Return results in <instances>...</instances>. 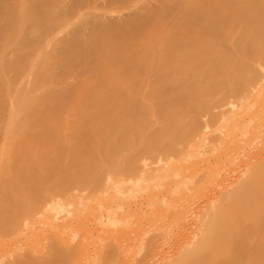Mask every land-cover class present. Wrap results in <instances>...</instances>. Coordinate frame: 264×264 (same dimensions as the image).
Listing matches in <instances>:
<instances>
[{
	"label": "bare ground",
	"instance_id": "6f19581e",
	"mask_svg": "<svg viewBox=\"0 0 264 264\" xmlns=\"http://www.w3.org/2000/svg\"><path fill=\"white\" fill-rule=\"evenodd\" d=\"M52 1L58 4L28 1L35 21L18 38L14 50V0H0V50H4L0 51V91L7 92L2 86L14 82V87L8 85L10 94L19 97L13 101L0 98V120L9 107L5 116L8 130L0 139V230L4 235L10 229L7 234L20 230L26 225L23 215L34 210L40 211V218L50 214L52 224L54 218L57 224L56 219L67 214L63 211L61 215L62 210L73 207L66 211L70 213L82 205L86 190L85 202L93 198L90 194L105 193L100 189L112 187L128 197L132 191L153 192L174 185L170 191L182 196L187 191L179 190L180 186L195 189L202 183L203 189L223 190L216 199L211 197L213 202L210 199L206 207L198 208L195 223H200L199 235L191 232L190 243L180 244L184 247L182 259L186 264H201L203 257L196 262V254L192 256L195 261L190 255L204 240L208 243L213 238V243H222L217 255L210 257L212 251L210 255L202 251L208 245L198 249L203 252L200 257L207 253L213 258L202 260L207 264H264V0H156L123 15H97L51 39L55 17L68 18L66 9L81 0H70L72 5L66 0ZM27 67H33L32 74L22 78L20 71ZM142 91L157 98L158 114L149 115L153 120L147 127L136 126L144 115V104L138 103ZM163 96L171 101L161 99ZM161 118L170 126L159 122ZM150 125L151 130L146 131ZM212 125L214 131L209 129ZM0 126L5 129V124ZM202 126L206 132L198 134ZM216 141L219 147L212 144ZM193 156L198 160L188 164ZM114 198V206L120 208L121 198ZM165 198L160 200L170 204ZM160 200L156 194L146 207L134 204L141 205L139 210L124 205L123 215L115 218L127 219V225L132 218L136 225L134 218ZM215 217L221 221L216 226L212 222L216 229L209 232L206 226ZM200 232L202 242L200 237L197 241ZM152 237L148 243L144 240L148 244L144 253L153 248L157 252L158 242L153 247ZM60 244L62 241L59 248ZM67 253L71 255V250ZM144 253L139 261L146 257ZM51 254L39 264L59 262L61 254ZM24 260L14 263H29ZM168 260L167 264H175L173 258Z\"/></svg>",
	"mask_w": 264,
	"mask_h": 264
},
{
	"label": "rangeland",
	"instance_id": "374dc122",
	"mask_svg": "<svg viewBox=\"0 0 264 264\" xmlns=\"http://www.w3.org/2000/svg\"><path fill=\"white\" fill-rule=\"evenodd\" d=\"M28 1L29 0H14V50L17 47L18 38L26 30V27L29 24L33 25L34 21H35L34 17H32L30 12H29V10H31L33 7H29ZM43 1H46V0H43ZM55 1L59 2L61 0H55ZM154 1H156V0H81V2L79 1V3L75 4V5H77V6H74V8L76 7L75 9L72 8L71 10H69L70 7H68L66 9L65 13L68 16V18L63 20L62 18L55 17V19L57 20V23L54 26V32H53V34L51 36V39L55 38V36L60 34L63 30L72 29V28L75 29V28L79 27L83 23V21H85L87 19H93L97 15L101 16V17L111 16V15L119 16V15H123L125 13H128L129 11L137 10L140 6H143L147 2L155 3ZM55 3L52 0H50L49 4H55ZM66 3L69 4V5H72L73 2L71 3L70 0H66ZM56 4H58V3H56ZM77 9H79V10H77ZM155 42L156 41H153V43H155ZM0 51L3 52L4 50H0ZM0 54H2V53H0ZM32 71H33V67H27L26 69L20 71V73H23L22 78L25 77V76L27 77V76L31 75ZM5 85L2 86V87L6 88L7 92H5V90L2 91L3 90L2 89L1 90L2 92L0 91L1 94H2V96H0V98L5 100V98L8 97L7 98L8 101H9V99L11 101H13L14 98L16 100H18L19 97L17 96L18 99L16 97H14V92H13L12 95L10 94V90L12 89V87H11L10 90H9L10 86L8 87V85H12L14 87V82L8 83L7 86H5ZM207 91H208V89L206 90L205 94H207ZM3 92H5V93H3ZM3 94H5V95H3ZM161 99L171 101L170 99H168L165 96L161 97ZM156 101H157V98H155L154 96H146L143 91L139 94L138 103L144 104V115H143V117H141V118H139L137 120V122H136V126L137 127H147L152 122V120L154 118V115L158 114L157 108L155 107V102ZM7 103L10 104V102H7ZM8 109H9V107L6 108V110H4V112H3L4 115L2 114V117H1L2 122L0 120V122H1L0 125L2 123H3V125L5 124V129H3L4 126L3 127L0 126L1 127L0 131L4 132V133L0 132V135L2 133L3 136L5 135L6 131L8 130L7 129V125H6V123L8 121V118H7L8 117V113H9L7 111ZM164 110L168 111V109H164ZM165 113L166 112H164V117L168 121L169 118L165 115ZM199 114L200 115L204 114V111L200 112ZM149 115H152L153 118L150 119ZM217 115H219L218 112L216 114H214V116H217ZM5 116H7V117H5ZM159 122H161V123H163V124H165L167 126H170V124L168 122H166V121L164 122L162 120V118L159 120ZM151 127L152 126L150 125V128L148 130H146V131L151 130ZM215 128H216V126L212 125V126H210L209 129L214 131ZM168 131L171 132L172 130L169 128ZM203 132H206V129L203 126L197 129V133L198 134L199 133H203ZM3 136L1 135L0 139H2ZM176 140H179V138L176 137ZM1 141L2 140H0V142ZM212 144L216 145L218 147L220 145L219 141H216L215 143H212ZM217 151L218 150H216V152ZM208 156H209V158L211 157V159H215V160L217 159L216 156H213V155H208ZM171 159H175V157H172ZM149 160H152V162L155 161V159H149ZM197 160H198V156L197 157L193 156L189 160V162H187V163L188 164H195ZM154 165H156V164H154ZM202 165H203V167L206 166L205 163H202ZM218 180H220V179H218ZM216 181H217V179H216ZM218 182L219 181H217V183ZM170 188H174V185H172V186H170V185L167 186L166 185L164 187L157 188L159 190L153 191V192H156V193H153L152 191H148V192L132 191L131 194L129 195L130 197L129 196L125 197V195H121L120 196V193H117L118 192L117 190H116L117 192L114 191L115 188L112 187L109 190L108 189H100V190H103V191L104 190H106V191L108 190L107 191L108 193H106V191H105V193L100 191L101 194L100 193H96L98 196L96 194H92V195L90 194L89 197L93 196V198L91 197V199L89 198V199H87V202H85L86 197L89 195L88 194L89 190H86L87 194L84 191L85 194H86L85 195L86 197L84 198V201L82 200L85 203V205H83L84 203L82 202V205H81L82 207L79 206L77 209L75 208V210L74 209L71 210V212H72V213L70 212L71 214L69 213V211L68 212H66V211L68 209H72L73 207L72 208L71 207L70 208L67 207L68 209L62 210L61 213H60L61 215L64 214V212H65V214L69 213L70 215L69 214L68 215L66 214L67 216L65 215V218L67 217L68 219L67 218L66 219L65 218L64 219L63 218H59L61 221L59 219L58 220L56 219V223L57 224H55V221H54L55 218L53 220L54 224H52V222L50 220L51 216L49 217L50 214L46 215V216L43 215V217L41 216V218H40L39 217V212H40L39 210H34L32 212L26 213L25 215H23V218L26 220V225H23L20 230L16 231L15 233L7 234V233L11 232V229H10L11 227H10L9 228L10 232L8 230L6 232L7 236H6V234L4 235V233H3L4 230L3 229H2V231L0 230L3 233V234L0 235V246H1L0 247V264H4V262H5L4 260H6V264H8L9 262H10L9 264H11V263L15 264L14 262H18V261H21V260L23 261V259H25L24 261L26 263L29 262L28 264H31V263L37 264V262L39 264V261L43 260L44 256L45 257L48 256V255H46L47 253L49 255L52 253L51 255L53 256L54 253H55L54 249L57 250V251L55 250L57 255H58V253L61 254V255H58V260H59L60 263L55 258V260H56L55 264H57V263L58 264H61V263L63 264V262H65L67 264L70 261L67 262L66 257H68V259H71V256L73 258L71 259L72 261L69 264H82V263L83 264H85V263L86 264H94V262H95V264H99V263L100 264H102V263L103 264H108L107 260L111 261V259H112V257L114 255H116V256H114V258L112 259L111 264H124V263L125 264H129V262H130V264H137L139 262H141L140 264H153L154 262H155L154 264H167L168 258H173L174 261H172V262L173 263L175 262V264H179V261H180V263L182 261L181 264H183V262H184V264H186L187 262H185L182 259V257H181L184 254V253L181 252L183 250L182 248H184V247H181V245L185 246V244H187V242L190 243V238H188V237H191V240H192V237H193V235L195 233H197V235H199V232L197 230L199 229L198 226L200 225V223H198L199 225L197 223H195V218L198 217L197 216L198 215V211L200 209L206 207V205H207L206 202L207 201H211L212 199H214V198H211V197H214V195L216 196L215 197V199H216L217 195L220 194V191H222L223 189H203L204 188V184H202V183L198 184L195 189H186V188L184 189L183 186H180L179 190L181 189V190H186L187 191V193L185 195L180 196L181 193H175V192L173 193V192L170 191L171 190ZM131 189H138V188H133L132 187ZM159 191H161V192H159ZM156 194L159 195V200L162 199L165 196L166 197L165 199L169 200L170 204H165V203L163 204V202H162L163 199H162V200L158 201L157 204H154L153 206H148L147 207L148 211L147 210L145 211L146 213L140 214L141 216L137 215L134 218V219H136L134 221V223L136 222L135 223L136 225H133V222H132L133 219L132 218H131L132 220L130 219L131 222H132L131 224L133 225V228L129 227L131 225V224H129L130 220L128 221L129 222L128 223L129 226H128L127 222L125 224V221H127V219H125L123 221V219H122L123 217L122 218L118 217V216L123 215V212L121 210H123L122 207L124 205L128 206L129 204H132L133 210H139L141 208V205L135 206L134 204L144 203L143 205H144V207H146L147 206L146 205L147 201L149 199H151L153 196H155ZM132 195H134V196H132ZM117 196H119V198H121V200H122L120 208H119V206L118 207L114 206L115 205V203H114L115 201L112 202L115 199L114 197H117ZM131 196H132V198H131ZM149 196H151V197H149ZM67 197H65V198L67 199ZM218 197H219V195H218ZM126 198H129V200L128 199L126 200ZM108 199H109V201H108ZM110 199H111V201H110ZM214 200H212V202ZM204 203H205V205H204ZM218 203L220 204V202H218ZM94 204H96V205H94ZM216 204H217V202H216ZM199 207H200V209H198ZM115 208H117L118 210L115 209ZM113 210H115V211H113ZM111 211L114 212L115 214H113ZM120 211L122 213H120ZM172 211H173V214L171 215L170 212H172ZM169 213L171 215L170 217H168ZM219 214H218V216H219ZM116 215H118V216L115 218ZM110 216H112V218ZM109 217H110V220H109ZM117 218H121V220H119ZM112 219H114V220L117 219V220L115 222H112ZM196 219L198 220V218H196ZM215 219H216V217L211 219V222L208 224L209 228H208V225L206 226V229L209 232L214 231V230H211V229H216L214 226H216V224H219L218 222L221 221L220 219H216L218 221H217V223H215ZM118 220L122 222V225H123V222H124V224L127 225L129 228L127 226H125V227L124 226H119L121 224V222H119ZM110 221H111V223H110ZM117 222H119V223H117ZM152 222H154V223H152ZM158 222H159V224H157ZM212 222H214V226H213ZM174 223H175V225H173ZM113 224H116V227ZM177 224H178V227H176ZM195 224L197 225V227L195 226ZM210 225H211V227H210ZM134 226H135V228H134ZM170 226H171V228H170ZM212 226H213V228H212ZM217 226H220V225H217ZM100 227H101V229H100ZM179 228H181L182 230L179 229ZM155 229H157V230H155ZM192 229L193 230L195 229L197 232L193 231ZM204 229H205V227H204ZM218 229H219V227H218ZM153 230L155 232H153ZM178 230H179V233H178ZM188 230L190 231L189 234H188ZM160 231L163 234L160 233ZM83 232H84V234H82ZM152 232H153L154 236L156 234L157 235L154 237L153 235H151ZM182 232H183V234H182ZM191 232L192 233L194 232V234H192ZM78 233H81L82 235H80ZM47 234H49V235L52 234L53 236L52 235L47 236ZM73 234L76 237L73 236ZM191 234H192V236H190ZM200 234H201V232H200ZM3 235H4V237H3ZM79 235H80V237H78ZM159 235H161V237H158ZM162 235H163V237H162ZM137 236H139V237H137ZM74 237H75V239H74ZM151 237H152L151 241L152 242L154 241V245L152 244L153 247L155 246V240H156V243L158 242V244H156V247H155V250H157V252L156 251L154 252V250H153L154 248L152 249V245H151V249L152 250H150V252L151 251L152 252L150 253L149 251H147L148 253L147 252L144 253V251L147 250V248H145V247L148 245V244H146V242L148 243L150 241ZM184 237H187L186 239H189V240L186 241V239ZM199 237H200V239L201 238L202 239L200 240ZM211 237H214V236L212 235ZM42 238H43V240H41ZM50 238L52 239V242H51ZM53 238L54 239L56 238L58 240L55 239L56 241L54 242ZM70 238H72V239H70ZM78 238L79 239L81 238V240H80L81 243L79 242ZM110 239L113 240V241H111V243H113L114 248H112L113 245H110L111 244L110 243ZM141 239L143 240V242H142ZM211 239H212V242L208 241V243H207L206 240L203 241L202 234L200 236H198V240L197 241H199V240L201 242L202 241L203 242L206 241V244L202 242V245H203L202 247L207 246V245L210 246V247L207 246L208 248L204 247V249L202 247H198L190 255V259L195 254H196V256L194 258L199 257L201 259L203 257L205 260L207 259L209 261L211 259H213V258H210V257L215 256V255H217L219 253L220 250L218 251L217 249L221 248L222 243H220L221 245H219V242H221V240H220L218 242V244L216 243V241H214V243H215L214 244L213 243L214 239L213 238H211ZM72 240H73V242H72ZM144 240L146 242H144ZM57 241H58V244H56ZM59 241H60V243L62 241L63 245L65 247H67V249L65 248V251H62L64 249L63 248L64 246L62 244H60V245L63 246V247L60 246V248H59V246H58L59 245ZM75 241L77 243H74ZM127 241H128V243H127ZM134 241H136V243H134ZM48 242L51 245H53V246L51 247V245ZM78 242H79V244H78ZM108 242L110 243L109 246L107 245ZM201 242H200L199 245H201ZM210 243H212L214 246L212 247L211 246L212 244L210 245ZM69 244H71V245L69 246ZM105 244L107 245V247H106L107 250L105 249V246H106ZM127 244H128V246H126ZM138 244H139V246H138ZM143 244H144V247H143ZM176 244H177V246H176ZM157 245H158V249L160 248L159 252H158V249H157ZM173 245H174V247H173ZM215 245H217V246L215 247ZM55 246L57 248H55ZM75 246H76V249L78 248L79 254L76 252L78 250L75 249ZM134 246H137V248L134 249ZM162 246H164V247H162ZM170 246H171V248L172 247L173 248L171 249ZM166 247H168V249ZM45 248H47V249H45ZM51 248H53V250ZM58 248H59V251H58ZM149 248H150V244L148 246V250H149ZM178 248L181 249L180 250V252L182 253L181 255H180L179 251H177V250H179ZM201 248H202V251L204 250V251L209 252V255H210V251H212L213 254L210 255V257H209V256H206L208 254L205 252L206 255L200 257V253L201 252L198 253V251L199 250L201 251ZM212 248L213 249L215 248V249L212 250ZM130 249H132V251ZM169 249H170V251H168ZM50 250L52 252H50ZM66 250H67V252H68V250L69 251L71 250V253H69L71 255L68 256V253L66 252ZM104 250H106V251H104ZM160 250L162 252H160ZM216 250L218 252H215ZM108 251H110L111 253L110 252L108 253ZM112 251H113V253H112ZM163 251L166 252V254ZM167 251L170 254H168ZM60 252H62V253L65 252V253L62 255V253H60ZM103 252H105V253H103ZM115 252H117V254ZM126 252H127V254H126ZM183 252H184V250H183ZM56 253H55L54 256H56ZM74 253H75V257H74ZM122 253H124V254L122 255ZM130 253H131L132 256L130 255ZM143 253L145 254L146 257H144V255H143V258H141L142 261H139L140 260L139 257ZM162 253L165 254V259H163L164 255ZM176 253H178V254L176 255ZM215 253H217V254H215ZM22 254H24V255H22ZM76 254H78V255H76ZM110 254H112L113 256L111 255V257H109ZM41 255H42V257H41ZM64 255H66L65 258H64ZM170 255H172V257ZM173 255H176L177 257L180 256V257H179V259L178 258L175 259V256H173ZM23 256H24V258H23ZM59 256H62L61 259L63 258L64 261L60 260ZM107 256L109 257V259H108ZM123 256H124V258H123ZM130 256H131V259H129ZM33 257H37V258L34 259ZM29 258L31 260L33 258L34 262L30 261ZM40 258H42V259H40ZM119 258H121V259H119ZM194 258L192 257L191 261H195ZM199 258H197L196 262L200 261ZM18 259H20V260H18ZM132 259H134V260H132ZM204 259H201V261H200L201 264H203V262H205V261H202ZM11 260H12V262H11ZM16 260H18V261H16ZM99 260H103V262H101ZM120 260H121V262H120ZM164 260H166V263H164L165 262ZM170 260H172V259H169L168 261H170ZM207 260H206V262H207ZM104 261H105V263H104ZM170 262H169V264H171ZM206 262L204 264H207ZM190 263L192 264V262H190ZM194 264H195V262H194Z\"/></svg>",
	"mask_w": 264,
	"mask_h": 264
}]
</instances>
